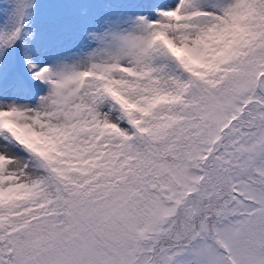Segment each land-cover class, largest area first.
<instances>
[{
    "label": "snow or ice",
    "instance_id": "6c2138e0",
    "mask_svg": "<svg viewBox=\"0 0 264 264\" xmlns=\"http://www.w3.org/2000/svg\"><path fill=\"white\" fill-rule=\"evenodd\" d=\"M0 264H264V0H0Z\"/></svg>",
    "mask_w": 264,
    "mask_h": 264
}]
</instances>
